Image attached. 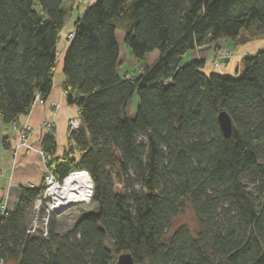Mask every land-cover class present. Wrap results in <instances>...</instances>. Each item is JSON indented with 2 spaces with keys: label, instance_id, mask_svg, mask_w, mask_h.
I'll list each match as a JSON object with an SVG mask.
<instances>
[{
  "label": "trees",
  "instance_id": "16d2710c",
  "mask_svg": "<svg viewBox=\"0 0 264 264\" xmlns=\"http://www.w3.org/2000/svg\"><path fill=\"white\" fill-rule=\"evenodd\" d=\"M65 2L0 0L5 125L51 94ZM73 35L63 89L82 123L70 136L79 157L73 149L56 157L49 134L42 150L60 180L90 174L96 209L65 233L51 213L46 237L32 236L43 184L22 187L15 208L0 215V257L115 264L130 253L135 264H264V50L246 56L236 78L206 74L202 60L184 62L220 39L264 36V0H95ZM127 63L140 64L136 76L122 72ZM221 112L231 118L229 137ZM187 202L195 235L174 227Z\"/></svg>",
  "mask_w": 264,
  "mask_h": 264
},
{
  "label": "crops",
  "instance_id": "0c3cea01",
  "mask_svg": "<svg viewBox=\"0 0 264 264\" xmlns=\"http://www.w3.org/2000/svg\"><path fill=\"white\" fill-rule=\"evenodd\" d=\"M95 0H75L74 10L71 11L70 28L61 31L58 42L59 58L54 74V83L51 94L44 104L34 103L28 115L18 119L20 124H28L32 127V134L29 139L31 149H19L14 156L17 146V139L12 128V124L5 125L0 120V215L5 211H12L17 203L20 189L22 187H40L43 184L44 165L40 151L42 143L47 135L44 127L49 121H53L55 128L56 157L63 156L73 149L75 157H79V152L75 144L70 141L68 133V121L70 118L78 116V108L69 105L66 101L63 84L65 77L63 74V55L69 46L66 37L70 32H74V24L86 8ZM220 48H226L231 52V56L225 60L223 66L215 67L212 62ZM264 50V36L258 38H241L237 41L230 39H220L217 42L197 47L192 50L194 60L205 61L203 71L206 74L215 73L236 78L242 69V60L256 52ZM56 105L57 108H56ZM6 140L7 147L3 146Z\"/></svg>",
  "mask_w": 264,
  "mask_h": 264
},
{
  "label": "built area",
  "instance_id": "2783aa9c",
  "mask_svg": "<svg viewBox=\"0 0 264 264\" xmlns=\"http://www.w3.org/2000/svg\"><path fill=\"white\" fill-rule=\"evenodd\" d=\"M73 36V32H70L66 37L67 41L70 42ZM230 56V51H228L226 48H221L220 50H218L216 58L212 63L215 67L222 66L225 64L224 61L227 60ZM36 102L39 104L45 103L40 96H37ZM57 106L58 105H56V108ZM81 125L82 123L79 115L70 118L68 121L69 137L71 136V134L80 129ZM12 128L17 139V146L13 151L14 156L17 155L19 149H31L32 147L29 143V139L32 134V127L28 124H20L17 120L12 123ZM44 129L47 134L55 136L53 121H49L45 125ZM40 154L44 165L43 190L38 195L34 203V216L31 227H29V233H31L34 222L36 221L37 216L41 211H44L49 215L51 213H57L59 209L66 205H69V203H73V205L89 203L91 202L94 194V183L87 171H73L70 172L62 180H60L54 171V167L52 166V157L44 153L43 150L40 151ZM61 161L62 159L58 160V162ZM78 195L80 196V198L77 197ZM0 264L8 263L0 257Z\"/></svg>",
  "mask_w": 264,
  "mask_h": 264
},
{
  "label": "rangeland",
  "instance_id": "374dc122",
  "mask_svg": "<svg viewBox=\"0 0 264 264\" xmlns=\"http://www.w3.org/2000/svg\"><path fill=\"white\" fill-rule=\"evenodd\" d=\"M65 9L68 13V18H70L71 11L74 10L72 0H66ZM70 21L71 19H68L66 21L65 26H64V32L67 31L68 28H70L71 26ZM127 59L129 62L132 61L129 57V52L127 54ZM191 61H194V58H193L192 51H189L184 57V62H191ZM139 70H140L139 63L137 64L127 63L125 67H123L122 72L123 73L127 72L132 77H134L139 73ZM95 209H96L95 205L92 202H89V203L73 205L67 208L66 210H64L63 212L57 213L58 223H59L58 232L59 233L67 232L72 226L76 224V222L81 217L88 214V212L90 211H95ZM33 216H34V213L32 212V216L29 222V227H31V224L33 222ZM47 222H48V214L44 211H41L38 214L36 221L34 222V226L32 227V231L30 234L32 236L46 237ZM180 225H186L194 235L198 231V222H197L196 214L190 202L186 203L183 213H181L174 221V227H178ZM109 248L113 251L112 247L109 246Z\"/></svg>",
  "mask_w": 264,
  "mask_h": 264
},
{
  "label": "water",
  "instance_id": "95a60500",
  "mask_svg": "<svg viewBox=\"0 0 264 264\" xmlns=\"http://www.w3.org/2000/svg\"><path fill=\"white\" fill-rule=\"evenodd\" d=\"M218 123L224 136L229 137L232 129V122L230 116L226 112H221L218 115ZM71 206H73V203L62 207L57 211V213H61ZM115 264H135V263L130 253H122L118 256Z\"/></svg>",
  "mask_w": 264,
  "mask_h": 264
},
{
  "label": "bare ground",
  "instance_id": "6f19581e",
  "mask_svg": "<svg viewBox=\"0 0 264 264\" xmlns=\"http://www.w3.org/2000/svg\"><path fill=\"white\" fill-rule=\"evenodd\" d=\"M77 197H79L80 198V196L78 195ZM68 200H71V199H68ZM69 204H71V203H69Z\"/></svg>",
  "mask_w": 264,
  "mask_h": 264
}]
</instances>
